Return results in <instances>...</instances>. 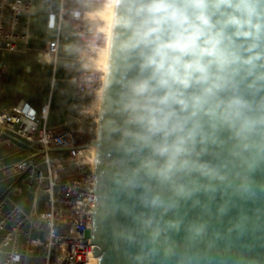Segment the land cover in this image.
Returning <instances> with one entry per match:
<instances>
[{"label":"clouds","instance_id":"clouds-1","mask_svg":"<svg viewBox=\"0 0 264 264\" xmlns=\"http://www.w3.org/2000/svg\"><path fill=\"white\" fill-rule=\"evenodd\" d=\"M116 6L124 74L114 131L135 166L117 161L115 182L143 210L133 219L146 242L163 238L172 255L166 234L183 227L195 240L208 225L164 217L182 202L198 204L199 195L212 198L233 177L247 190L248 176L229 164L251 172L264 163V0H113Z\"/></svg>","mask_w":264,"mask_h":264},{"label":"built area","instance_id":"built-area-1","mask_svg":"<svg viewBox=\"0 0 264 264\" xmlns=\"http://www.w3.org/2000/svg\"><path fill=\"white\" fill-rule=\"evenodd\" d=\"M46 13V26L56 33L41 49L42 56L56 64L61 26L74 30V59L88 67L75 69L71 107L85 96L99 98L105 68L101 57L108 49L110 31L84 21L100 17L113 0H57ZM33 0H0V52L24 51L30 40L29 17ZM101 18V17H100ZM2 64L0 62V77ZM76 103V104H75ZM48 104L35 110L27 103L0 108V144L19 140L35 148L42 161L31 165L34 180L44 185L43 211H8L0 203V264H89L91 218L95 206L94 173L85 149L78 147L76 130L47 124ZM61 149V150H56ZM25 165V166H24Z\"/></svg>","mask_w":264,"mask_h":264},{"label":"water","instance_id":"water-1","mask_svg":"<svg viewBox=\"0 0 264 264\" xmlns=\"http://www.w3.org/2000/svg\"><path fill=\"white\" fill-rule=\"evenodd\" d=\"M119 14V6L114 7L95 137L78 145L81 149L93 147L96 200L91 218L89 264H264V163L251 172L239 161L229 164L231 171L248 176L247 190H238L241 180L233 177L232 183L222 185L212 198L199 195L198 204L182 202L175 213L164 217V220L180 217L185 225L193 220L208 225L207 234L195 240L186 239L183 227L166 234L175 242L174 254H164L163 238L157 244L147 243L145 233L138 230L133 217L143 210L115 182L122 170L117 161L124 159L125 166H135L134 154L125 155L118 147L121 134L114 131V125L121 124L116 106L120 91L117 81L124 74V60L119 51L121 30L115 23ZM129 235L134 239L129 240Z\"/></svg>","mask_w":264,"mask_h":264},{"label":"rangeland","instance_id":"rangeland-1","mask_svg":"<svg viewBox=\"0 0 264 264\" xmlns=\"http://www.w3.org/2000/svg\"><path fill=\"white\" fill-rule=\"evenodd\" d=\"M57 0H33V9L30 14V30L32 32V37L34 46H42L44 39L46 38V12L49 6L52 9H56ZM108 9H103L100 12V17L92 18L90 20H85L87 24H92L96 28L107 27L108 20ZM52 31L49 32V35ZM32 45V46H33ZM10 54V53H9ZM18 56L25 57L24 61L28 69L31 67H43L46 71V60L42 56V53H11ZM23 59V58H21ZM6 64L17 63L18 60L14 57L12 59H3ZM64 66L68 68L70 66L69 61L59 60L56 66L50 63L51 68V81L47 87V96L51 104H54L58 99L69 98L70 92L74 91V84L66 81L64 83L57 82L55 76L58 75L57 70L59 66ZM3 70V69H2ZM4 71V70H3ZM66 75H69L66 73ZM3 75L1 76V78ZM62 85L63 91L62 96L59 95V85ZM73 85V88H72ZM46 98V91H45ZM98 100L99 98L94 96H88L83 98L80 102L76 104V107L68 106V113L74 116L71 118L70 125L77 132V140L80 144L88 143L92 138L95 137L97 110H98ZM94 101V102H92ZM71 102V100H70ZM72 110V111H71ZM63 117V116H62ZM85 154L90 159L92 158V150L85 149ZM42 161V157L37 153L34 147L29 145L24 141L14 140L0 144V203L1 209L3 211H8L14 205L21 208L23 211L34 207V209L39 212L45 209L44 202L46 201V194L44 192V185L38 184L31 172V165L25 168H21L20 165L23 163L34 165L37 162ZM30 264H33L30 261Z\"/></svg>","mask_w":264,"mask_h":264},{"label":"crops","instance_id":"crops-1","mask_svg":"<svg viewBox=\"0 0 264 264\" xmlns=\"http://www.w3.org/2000/svg\"><path fill=\"white\" fill-rule=\"evenodd\" d=\"M49 8L52 7L49 6ZM44 23L46 27V38L44 39V43L42 44V46L33 45L35 41L33 40L32 37V32L30 30L31 23L29 20L30 40L27 45V49H25L24 51H17V52H11V51L0 52V62L2 64V69L4 70V71L2 70L3 77L2 78L0 77V108H7V107L15 106L20 103H27L33 109L39 110L41 105L47 103L48 104L47 124L58 130L63 125L72 127L70 125L71 123L70 119L71 118L74 119V116L70 115L72 112L68 113L69 110L68 106L70 104L72 92H70L71 95H69V98H67L66 100L57 99L54 104H51L47 96V87L51 81L50 76L52 75L50 68L51 62L46 60V71L45 69H43V67L33 68L31 67V65L30 68L28 69L27 67L29 66L25 65L24 61L26 60V58L22 57L23 55L16 57V55L11 54V53H22L27 55L35 52L41 53V49L45 46L46 42L54 39L56 36V33L53 29L47 28L46 20ZM50 31L52 32L49 35ZM75 53H76V43L74 39V30L68 23H64L61 26L59 33V41H58L59 58L55 66L57 68V64L59 63V60L69 61L71 64L70 66L68 65V68H66L64 64L62 66H59V69L57 70L58 75L55 76L57 82L59 81L64 83L68 81L72 84L70 78L72 76L73 71L79 67L90 66L86 62L76 61L74 59ZM14 57L18 60L17 63L6 64L3 60L6 58L12 59ZM66 73L69 75H66ZM58 89H59V95L62 96L61 92L63 91V88L61 84L59 85ZM45 91H46V98H45ZM88 96L90 95H87L84 98ZM44 206L46 207V201L44 202ZM32 209L35 210L34 207H31L26 211H30Z\"/></svg>","mask_w":264,"mask_h":264},{"label":"bare ground","instance_id":"bare-ground-1","mask_svg":"<svg viewBox=\"0 0 264 264\" xmlns=\"http://www.w3.org/2000/svg\"><path fill=\"white\" fill-rule=\"evenodd\" d=\"M112 5L113 4H110L109 6H107V9H108V24H107V29H108V31H110V27H111V23H112V16H113V10H114V7H112ZM107 51H108V49H106V52H104L103 54H102V57H101V62H102V64H103V66H104V68H105V66H106V59H107ZM45 60H46V58H45ZM88 149H91L92 150V158H91V163H92V161H93V147L91 146V147H89Z\"/></svg>","mask_w":264,"mask_h":264}]
</instances>
